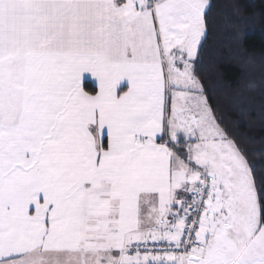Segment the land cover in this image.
Instances as JSON below:
<instances>
[{"label":"snow or ice","instance_id":"snow-or-ice-1","mask_svg":"<svg viewBox=\"0 0 264 264\" xmlns=\"http://www.w3.org/2000/svg\"><path fill=\"white\" fill-rule=\"evenodd\" d=\"M215 7L0 0V264H264V147L208 94L237 27Z\"/></svg>","mask_w":264,"mask_h":264},{"label":"trees","instance_id":"trees-1","mask_svg":"<svg viewBox=\"0 0 264 264\" xmlns=\"http://www.w3.org/2000/svg\"><path fill=\"white\" fill-rule=\"evenodd\" d=\"M214 4V11L228 16L237 27L225 29L217 39L218 51L213 53L216 70L208 89L210 102L224 113L226 125L244 137L242 143L260 149L264 147V2L239 0V17L232 15L225 0H214ZM216 18L223 24L220 16ZM238 31L242 32L239 38ZM238 96L247 116L233 110Z\"/></svg>","mask_w":264,"mask_h":264}]
</instances>
